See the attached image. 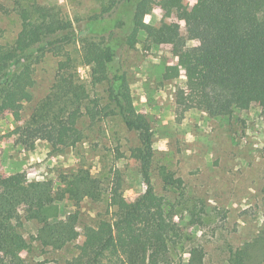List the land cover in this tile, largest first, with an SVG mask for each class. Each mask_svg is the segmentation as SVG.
Returning a JSON list of instances; mask_svg holds the SVG:
<instances>
[{"label":"trees","instance_id":"1","mask_svg":"<svg viewBox=\"0 0 264 264\" xmlns=\"http://www.w3.org/2000/svg\"><path fill=\"white\" fill-rule=\"evenodd\" d=\"M5 1L0 0V14L8 13ZM105 1L103 12L81 30L88 37L79 41V60L68 49L78 41L70 19L46 6L18 4L21 31L13 44L0 42V113L13 114V133L22 147L31 152L38 142H45L50 155L78 148L84 139L78 126L82 117L91 125L108 115L118 117L138 135L140 146L132 150V157L142 164L144 193L127 202L119 171L108 191L104 182L109 178L94 176L90 167L60 175L58 184L53 179L29 180L25 171L9 170L7 177H0V264H26L23 252L29 244L22 229L27 223L38 225L31 242L42 249L62 250L72 244L81 216L78 210L63 216L66 202L78 208L85 200L98 203L105 197V213L95 225L84 228L89 239L65 264H171L177 256L182 234L152 184L154 130L150 118L140 113L118 60L123 46L135 48L141 42L148 49L172 46L173 57L187 69L191 97L211 118L230 119L253 108L261 109L264 118V0H196L190 10L184 0H162V8L175 11L184 22L190 41L180 37L179 24L146 23L156 0ZM33 50H48L60 59L50 93L20 124L25 104L34 99L30 89L35 81L29 73H18L17 67ZM77 64L90 66L89 83L74 72ZM88 85L107 86L105 105L91 96ZM189 253L188 264H204L202 249ZM231 260L232 264L264 261V228L256 242L239 249Z\"/></svg>","mask_w":264,"mask_h":264},{"label":"rangeland","instance_id":"2","mask_svg":"<svg viewBox=\"0 0 264 264\" xmlns=\"http://www.w3.org/2000/svg\"><path fill=\"white\" fill-rule=\"evenodd\" d=\"M161 2L155 1L151 13L145 18L146 23L156 27L163 23L179 24L180 37L190 41L184 22L179 21L175 11H165ZM195 2L184 0V7L190 10ZM18 4L24 7L35 4L46 6L63 18L70 19L78 41L70 44L68 49L79 60V41L88 37L81 30L85 31L90 19L103 12L107 1L6 0L4 5L8 13L0 14L2 44H13L21 31V19L15 11ZM172 50V46L166 45L148 49L141 42L135 48L123 46L118 59L140 113L152 122V184L155 192L165 199L170 221L178 226L182 234L177 256L171 264H188L189 252L194 248L203 250L204 264H232L234 254L256 242L264 228L263 111L253 108L241 111L230 119L211 118L191 97L187 69L173 57ZM27 55L18 65L17 72H26L33 77L35 84L30 90L34 99L25 104L22 111L24 119L20 124L50 93L60 59L48 50H33ZM74 72L85 82H90V66L77 64ZM88 86L91 96H97L105 105L108 101L107 86L98 85L94 89ZM15 125L10 111L0 113L2 179L8 176L9 170L19 169L26 172L29 180H34L39 172L36 166L42 170L43 179H53L58 184L61 182L60 175L72 174L79 166H85L91 168L94 176L109 178L104 182L108 191L115 172L119 171L124 199L129 203L135 202L144 193L142 164L132 157V150L140 146L138 135L128 131L118 117L108 115L93 125L89 118L82 117L78 126L84 132L83 142L73 152L54 156L50 155L45 142H38L32 155L19 141L14 146L13 140H18L13 133ZM106 200L107 197L98 203L85 200L78 208L66 202L62 215L78 210L82 230L95 225L101 218L100 214L106 211ZM37 228L38 225L31 222L22 229L29 244L28 250L23 252L26 264H65L77 255L86 242L78 235L75 242L62 250L42 249L38 243L31 242ZM88 234L90 237V232Z\"/></svg>","mask_w":264,"mask_h":264},{"label":"crops","instance_id":"3","mask_svg":"<svg viewBox=\"0 0 264 264\" xmlns=\"http://www.w3.org/2000/svg\"><path fill=\"white\" fill-rule=\"evenodd\" d=\"M2 123H4V122H2ZM9 135V134H8ZM7 135V136H8ZM13 145L14 146H17L18 145V140H13ZM78 150V149H77ZM32 152V151H31ZM31 152H28L30 155H32L31 154ZM54 156V155H53ZM33 158H31V160H32ZM31 160L29 161V163L31 162ZM28 163V164H29ZM27 164V165H28ZM14 165V164H13ZM15 165H17V163H15ZM30 165L31 164H29L28 165V167H30ZM17 166H19V165H17ZM24 167V166H23ZM25 168V167H24ZM35 168L39 171L38 172V175L35 177V178H33L34 180H38V179H43V178H45V176H44V174H43V172H42V170L40 169V168H38V167H36L35 166ZM0 177H1V172H0ZM6 177V176H5ZM2 178V177H1ZM55 181V180H54ZM2 188H3V186H2V182H0V191H2ZM80 232H79V236L80 237H83V239H84V241L83 242H85V241H87L88 240V238H89V232L87 231V230H84V229H82V230H79Z\"/></svg>","mask_w":264,"mask_h":264}]
</instances>
